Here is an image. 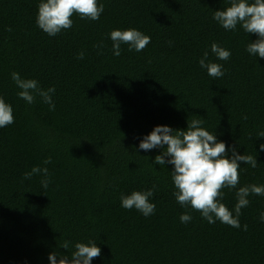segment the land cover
<instances>
[{"label":"trees","instance_id":"1","mask_svg":"<svg viewBox=\"0 0 264 264\" xmlns=\"http://www.w3.org/2000/svg\"><path fill=\"white\" fill-rule=\"evenodd\" d=\"M39 2L0 0V96L14 115L0 128V264H49L51 252L67 254L66 241L71 252L90 239L101 249L92 264H264V197L251 195L241 210L247 231L209 224L176 202L172 165L154 163L161 149L138 147L156 125L184 130L203 119L226 149L256 156V168L241 162L237 188L264 184V59L245 51L254 33L212 19L226 0H98L99 20L74 14L55 37L36 26ZM128 28L151 43L140 52L122 44L114 56L108 34ZM213 42L231 51L228 61L211 54ZM205 51L223 77L199 67ZM12 72L55 87V110L39 96L31 105L20 99ZM33 166L48 168L47 189L42 175L23 179ZM153 185L154 215L120 206L121 194ZM221 191L231 209L236 189ZM184 212L188 224L179 221Z\"/></svg>","mask_w":264,"mask_h":264},{"label":"clouds","instance_id":"2","mask_svg":"<svg viewBox=\"0 0 264 264\" xmlns=\"http://www.w3.org/2000/svg\"><path fill=\"white\" fill-rule=\"evenodd\" d=\"M227 6L213 11L212 19L225 31H235L239 26L245 33H254L257 37L247 44L245 51L252 57L264 59V0H226ZM104 12V5L98 0H40L37 5L36 26L49 37H55L73 25L71 17L75 14L80 19L97 21ZM11 31V28L7 29ZM112 41V54L121 55V45L126 44L128 51H142L151 43V38L138 29H114L108 34ZM104 47L103 43L97 45ZM211 54L220 61H228L231 51L213 42L210 45ZM83 51L77 58L83 60ZM199 67L213 79L225 75L223 64L213 62L209 58V51H205L198 60ZM11 80L19 89L20 99L31 105L39 96L47 104L49 111L55 110L53 95L55 87L46 90L40 87L36 79L22 78L18 72L11 73ZM246 119V117H245ZM14 123L12 106L0 96V128ZM203 119L187 121L184 130L173 129L167 125H156L150 133L144 135L138 147L145 152L160 148L161 153L154 158L159 166L172 165L171 181L174 187L172 195L182 207H190L199 211L200 216L209 224L217 220L232 228L247 231V224L240 223L241 210L246 208L251 195L264 197V184H251L237 188L240 181L241 162L256 168V156L239 154L235 148L227 146L218 140L214 131L203 127ZM264 137V131L257 134ZM264 151V144L259 145ZM167 157V159H165ZM51 163L50 160L44 161ZM34 175H42L41 187L47 189L51 180L47 167L33 166L31 171L23 174L24 180H30ZM224 188L236 189V203L229 207L222 203ZM156 186L143 191H132L121 194L120 206L126 210L135 209L144 217L155 214L156 205L151 202ZM260 222L264 223V212L260 213ZM192 220L189 212L179 216V221L188 224ZM70 243L66 241L61 247L67 254L51 252L47 259L49 264H92L93 258L101 254L96 241L77 242L69 252Z\"/></svg>","mask_w":264,"mask_h":264}]
</instances>
